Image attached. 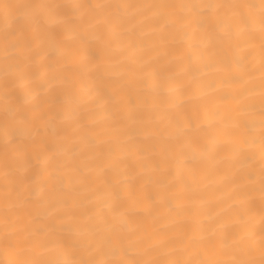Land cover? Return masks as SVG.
<instances>
[{
    "label": "snow or ice",
    "instance_id": "obj_1",
    "mask_svg": "<svg viewBox=\"0 0 264 264\" xmlns=\"http://www.w3.org/2000/svg\"><path fill=\"white\" fill-rule=\"evenodd\" d=\"M0 264H264V0H0Z\"/></svg>",
    "mask_w": 264,
    "mask_h": 264
},
{
    "label": "bare ground",
    "instance_id": "obj_2",
    "mask_svg": "<svg viewBox=\"0 0 264 264\" xmlns=\"http://www.w3.org/2000/svg\"><path fill=\"white\" fill-rule=\"evenodd\" d=\"M89 2H95V0H89ZM106 2H120V0H106ZM144 2H151V0H144ZM253 2H255V0H253ZM2 71H3V64L2 61H0V76H2ZM3 150H4V139L2 134H0V154L3 153Z\"/></svg>",
    "mask_w": 264,
    "mask_h": 264
}]
</instances>
